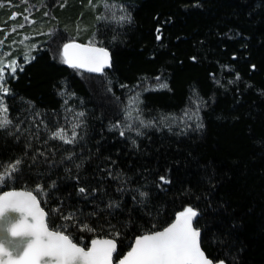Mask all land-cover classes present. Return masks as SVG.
Segmentation results:
<instances>
[{
	"label": "trees",
	"instance_id": "1",
	"mask_svg": "<svg viewBox=\"0 0 264 264\" xmlns=\"http://www.w3.org/2000/svg\"><path fill=\"white\" fill-rule=\"evenodd\" d=\"M0 41L19 66L5 77L0 194L42 189L50 228L84 247L115 236L114 261L191 207L214 263L264 264V0H0ZM70 41L108 49L111 69L64 63Z\"/></svg>",
	"mask_w": 264,
	"mask_h": 264
},
{
	"label": "snow or ice",
	"instance_id": "2",
	"mask_svg": "<svg viewBox=\"0 0 264 264\" xmlns=\"http://www.w3.org/2000/svg\"><path fill=\"white\" fill-rule=\"evenodd\" d=\"M12 18H15V14ZM2 46L3 41H0V47ZM63 62L73 68L95 73H102L105 67L111 66L109 53L92 42L89 45L74 42L64 44ZM6 67L14 75L19 66L15 60L8 65L0 60V128L11 123L7 118L8 108L3 102V95L10 91L4 76ZM79 115L82 116L83 113ZM53 135L65 143H72L75 137L73 134V139H68L63 130ZM121 135H124L123 131ZM16 163L13 174L19 170V161ZM10 178L12 177L0 176V182ZM160 179L164 183L169 182L164 177ZM35 191L38 195L42 189L37 188ZM80 192H84V189L81 188ZM37 195L33 191H14L0 196V221L7 222L5 230L13 238L0 241V264H114L113 257L117 252L115 236L92 239L89 247L79 246L69 234H65L64 226L50 228L47 214ZM140 195L144 196L145 193ZM10 212L20 215L12 216ZM197 215V211L188 207L178 213L175 222L163 230L136 237L131 250L118 264H213V260L201 248L200 231L193 227V220ZM83 230L94 231L87 224L83 225Z\"/></svg>",
	"mask_w": 264,
	"mask_h": 264
},
{
	"label": "rangeland",
	"instance_id": "3",
	"mask_svg": "<svg viewBox=\"0 0 264 264\" xmlns=\"http://www.w3.org/2000/svg\"><path fill=\"white\" fill-rule=\"evenodd\" d=\"M101 15L102 18L104 20H109V21H120L121 17H122V11L120 10V8L115 4V3H106V2H102L101 4ZM3 61V63L5 64L3 59H0ZM7 68V67H6ZM10 73V70H5L4 71V76L6 77V75H8ZM163 83L161 81H158L155 85H153L152 87H150V89H157V88H162L163 87ZM136 100L135 98H133L126 106L125 110H124V115L126 118V125L128 127H130L131 125V121H132V117L134 116V113L136 112Z\"/></svg>",
	"mask_w": 264,
	"mask_h": 264
},
{
	"label": "water",
	"instance_id": "4",
	"mask_svg": "<svg viewBox=\"0 0 264 264\" xmlns=\"http://www.w3.org/2000/svg\"><path fill=\"white\" fill-rule=\"evenodd\" d=\"M71 42H74V43H77V44H80V45H89V43H81V42H78V41H70L68 43H71ZM96 47H101V46H98V45H95ZM104 48V47H102ZM108 53H109V58H110V64L112 66V58H111V53L108 49L104 48ZM62 54H63V49H62ZM111 66L110 67H105L104 71L102 73H95V72H89L87 71L86 69H82V68H76L77 70H79L80 72L82 73H85V74H88V75H93V76H100L102 74H104L105 72L109 71L111 69ZM21 192V191H27V190H20V189H11V190H7V191H4L0 194V196L4 195L5 193H8V192ZM34 194V193H33ZM35 195V194H34ZM38 199V198H37ZM10 215L12 216H19L20 214L19 213H15V212H10L9 213ZM198 218V215L194 218L193 220V227H194V224L196 222ZM174 223V222H173ZM6 226H7V222L6 221H0V241H7V240H10V239H13L11 236H10V233L6 232ZM169 226V225H168ZM167 226V227H168ZM195 228V227H194ZM163 230V229H162ZM198 230V229H197ZM200 231V230H199ZM200 234H201V231H200ZM26 239H30V238H26ZM97 239H105V238H97ZM91 242V241H90ZM134 245V244H133ZM90 246V243L88 245V247ZM202 248V247H201ZM131 250V248H130ZM129 250V251H130ZM203 250V249H202ZM128 251V252H129ZM127 252V253H128ZM117 253V252H116ZM116 253L114 254V256L116 255ZM127 253L124 254V256L127 255ZM124 256H122L120 259H122ZM114 258V257H113ZM119 259V260H120ZM114 261V264H118V261ZM213 264H221V262H217V263H214ZM222 264H225L224 262H222Z\"/></svg>",
	"mask_w": 264,
	"mask_h": 264
}]
</instances>
